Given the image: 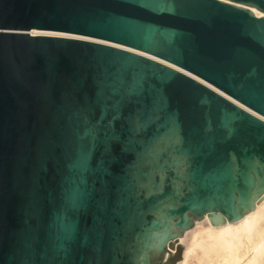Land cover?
I'll list each match as a JSON object with an SVG mask.
<instances>
[{
  "label": "water",
  "instance_id": "95a60500",
  "mask_svg": "<svg viewBox=\"0 0 264 264\" xmlns=\"http://www.w3.org/2000/svg\"><path fill=\"white\" fill-rule=\"evenodd\" d=\"M261 117L264 0H0V264H175L264 196Z\"/></svg>",
  "mask_w": 264,
  "mask_h": 264
},
{
  "label": "bare ground",
  "instance_id": "6f19581e",
  "mask_svg": "<svg viewBox=\"0 0 264 264\" xmlns=\"http://www.w3.org/2000/svg\"><path fill=\"white\" fill-rule=\"evenodd\" d=\"M251 11L256 16L262 15L255 9H251ZM31 33L62 37L73 36L55 32L31 31ZM121 48L140 53L185 72L152 56L126 47ZM245 109L257 115L249 109ZM178 243H183L184 248L181 252V259L175 264H264V196L256 202L252 211L246 213L237 222L213 225L206 216L202 220L195 221L193 227L185 231L184 237L179 239Z\"/></svg>",
  "mask_w": 264,
  "mask_h": 264
},
{
  "label": "rangeland",
  "instance_id": "374dc122",
  "mask_svg": "<svg viewBox=\"0 0 264 264\" xmlns=\"http://www.w3.org/2000/svg\"><path fill=\"white\" fill-rule=\"evenodd\" d=\"M184 234H185V232L182 234V236L179 238V239H181L182 237H184ZM179 244H181V245H183V248H184V244L183 243H179ZM183 250V249H182ZM182 250H181V252H182ZM178 262V261H177ZM176 262V263H177Z\"/></svg>",
  "mask_w": 264,
  "mask_h": 264
}]
</instances>
